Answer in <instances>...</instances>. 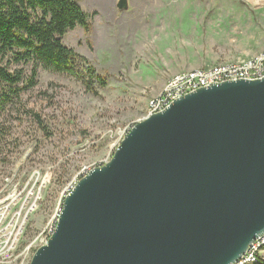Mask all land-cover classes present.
I'll use <instances>...</instances> for the list:
<instances>
[{"label": "water", "instance_id": "95a60500", "mask_svg": "<svg viewBox=\"0 0 264 264\" xmlns=\"http://www.w3.org/2000/svg\"><path fill=\"white\" fill-rule=\"evenodd\" d=\"M75 185L30 264H235L264 235V78L173 101Z\"/></svg>", "mask_w": 264, "mask_h": 264}, {"label": "rangeland", "instance_id": "374dc122", "mask_svg": "<svg viewBox=\"0 0 264 264\" xmlns=\"http://www.w3.org/2000/svg\"><path fill=\"white\" fill-rule=\"evenodd\" d=\"M76 1L91 29L70 31L63 44L105 77L107 88L95 97L74 78L38 68L34 88L0 115L6 135L16 138L21 181L29 180L37 199L22 240L33 244L32 255L61 209V194L81 171L112 159L119 136L146 118L172 75L254 56L264 36V0H127L122 12L119 0ZM15 68L29 78L30 65Z\"/></svg>", "mask_w": 264, "mask_h": 264}, {"label": "trees", "instance_id": "16d2710c", "mask_svg": "<svg viewBox=\"0 0 264 264\" xmlns=\"http://www.w3.org/2000/svg\"><path fill=\"white\" fill-rule=\"evenodd\" d=\"M91 29L90 16L76 0H0V115L23 91L35 86L36 70L74 78L85 93L98 96L105 77L63 44L70 31ZM30 65L24 79L17 65ZM32 120L38 116L28 112ZM6 129H2L1 140Z\"/></svg>", "mask_w": 264, "mask_h": 264}, {"label": "built area", "instance_id": "2783aa9c", "mask_svg": "<svg viewBox=\"0 0 264 264\" xmlns=\"http://www.w3.org/2000/svg\"><path fill=\"white\" fill-rule=\"evenodd\" d=\"M262 78H264V36L258 54L254 56L172 75L160 90L159 95L149 102L146 117L161 113L173 101L185 97L197 89L209 88L211 85H218L223 82L238 80L247 82ZM4 128L6 129L5 124L0 121V138ZM129 130H125L119 136L115 144L116 147L125 138ZM3 139H0V264H30L33 244L23 246L22 240L26 223L33 213L37 199L32 198V189L28 187L29 180L25 183L21 181L16 138L3 133ZM89 171H81L82 173L69 184V187L60 196L62 202L66 195L74 189L77 181L87 175ZM60 212L58 210L55 213L49 222V226L37 239L38 248L43 247L51 238ZM263 249L264 235L258 237L249 246L247 253L235 264H259Z\"/></svg>", "mask_w": 264, "mask_h": 264}]
</instances>
